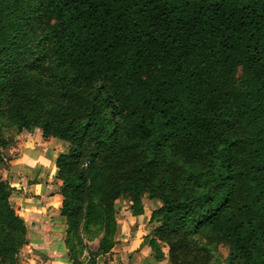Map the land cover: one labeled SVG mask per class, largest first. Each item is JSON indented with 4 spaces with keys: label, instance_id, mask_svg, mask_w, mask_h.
<instances>
[{
    "label": "trees",
    "instance_id": "16d2710c",
    "mask_svg": "<svg viewBox=\"0 0 264 264\" xmlns=\"http://www.w3.org/2000/svg\"><path fill=\"white\" fill-rule=\"evenodd\" d=\"M3 120L69 144L61 216L79 235L99 199L102 254L126 195L134 216L161 203L156 260L163 244L170 264H213L224 245L226 264H264V0L2 2ZM11 192L0 181V264L24 231Z\"/></svg>",
    "mask_w": 264,
    "mask_h": 264
},
{
    "label": "crops",
    "instance_id": "0c3cea01",
    "mask_svg": "<svg viewBox=\"0 0 264 264\" xmlns=\"http://www.w3.org/2000/svg\"><path fill=\"white\" fill-rule=\"evenodd\" d=\"M68 149V143L44 140L41 130L35 129L23 135L7 175L17 211L30 226V252L33 249L57 264H67L68 255L63 243L67 225L61 216L64 199L57 179L56 160ZM143 205L144 213L140 216H134L128 206L124 207L127 219L122 223L123 231L115 238L112 250L103 256V264H170L167 247L159 244L164 256L161 260L155 259L151 247L154 240L151 216L161 203L146 198Z\"/></svg>",
    "mask_w": 264,
    "mask_h": 264
},
{
    "label": "rangeland",
    "instance_id": "374dc122",
    "mask_svg": "<svg viewBox=\"0 0 264 264\" xmlns=\"http://www.w3.org/2000/svg\"><path fill=\"white\" fill-rule=\"evenodd\" d=\"M9 1H11V3L13 4L15 3V0H0V3L2 4V2ZM35 129L38 128L33 126L25 127L24 123L9 125V123L4 120L0 123V138L5 143L0 147V181H5L8 184L10 183L9 180H7V175L10 171L11 161L15 159L19 152V144L21 142V139L23 135ZM108 174L109 173L106 174L107 176H104V179H107ZM9 186L12 189V192L10 193L7 201L15 214L21 218L20 214L17 211V204L13 198V188L10 184ZM146 198L147 197L143 198L142 202L145 201ZM98 203H101L99 199L95 202L96 208L98 210V217L89 228V230H87L85 227H82L80 229L79 235H77L74 233H69L67 231L68 228L66 229L64 233L63 243L68 255L67 264H98V262L100 264H103L102 259L104 254H102L103 250H101L99 247L101 240L106 237L108 230L105 227L106 217H102L103 209ZM145 204L150 205L147 202ZM125 206H128L129 210H131L132 205L126 195L117 200L113 210L112 221H115V234L113 232L114 237L112 236V240L115 244V238L117 239L120 232L123 231V229L121 228L122 223L127 219V216H124V211L126 210V208H124ZM29 227V224H26L24 221V231H21L19 234L20 236L16 238V242L20 243V245L18 246L19 249L17 250V252L12 253V262H6L5 264H57L49 261V259L45 256L36 253L33 249L32 252H30L28 248L30 233ZM124 231L127 232L126 230ZM107 244L110 246L109 243ZM228 251V248L224 245L217 246L213 253V264H226L225 259L228 255Z\"/></svg>",
    "mask_w": 264,
    "mask_h": 264
}]
</instances>
